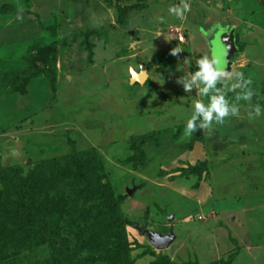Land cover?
<instances>
[{
    "label": "rangeland",
    "instance_id": "rangeland-1",
    "mask_svg": "<svg viewBox=\"0 0 264 264\" xmlns=\"http://www.w3.org/2000/svg\"><path fill=\"white\" fill-rule=\"evenodd\" d=\"M188 2L180 20L168 11L180 0H0V164L45 168L53 189H39L31 203H63L62 236L82 224V206H97L93 188L77 194L65 180L76 169L65 174L73 150L125 195L128 255L112 262L126 243L112 235L100 253L82 251L78 264H152L161 256L170 264H264V114L253 118L256 105L264 108V0ZM223 37L238 45L229 71L250 82L234 91L235 76L217 84L239 115L185 136L193 104L209 98L199 81L191 91L180 81L198 59L214 57ZM141 65L150 71L142 85L131 81ZM248 89L251 102L237 101ZM0 190L19 195L5 179ZM15 216L0 207V264L45 262L47 247L25 246ZM152 233L173 239L156 248Z\"/></svg>",
    "mask_w": 264,
    "mask_h": 264
},
{
    "label": "trees",
    "instance_id": "trees-1",
    "mask_svg": "<svg viewBox=\"0 0 264 264\" xmlns=\"http://www.w3.org/2000/svg\"><path fill=\"white\" fill-rule=\"evenodd\" d=\"M83 160V152L73 150V154L67 161L68 166L65 167V174L71 170L73 171L69 166L75 165L76 169L71 176L65 175V180L70 181L75 188L78 187V189H75V191H78L75 192L77 194L83 193L82 191L87 187L93 188L91 193L96 197L97 206L90 202L86 207H81L83 211L82 224L71 225L72 228L68 236L61 235V232L64 231L61 228V219H65L63 217L67 216L66 212L63 211V208L65 209L63 203L59 204L60 206L56 203L55 206L51 201L44 206L39 205V203L38 205L31 203L33 198L37 200L34 193L39 189L46 188L49 189V192L53 189L50 188L48 181L40 174L45 168L41 170L40 167L33 168L29 166L25 169L19 165L3 166L0 164V179L14 183L19 194L14 199L10 197L8 192L0 190V207L12 211L16 215L15 217L21 221L20 224L24 229L22 234L24 239L22 238L21 242L25 246L36 242L38 245L47 247L50 256L40 264L82 263L83 259L80 256L82 251L87 250L91 255L100 253L102 248L99 250V247L103 245L106 238L109 239L112 235L116 238L121 236L126 241L125 245H122L124 250H120L117 256L112 259V262H116V258L128 255L129 247L124 228L128 224L131 225L132 222L124 216L121 210L125 195H116L110 185L102 183L100 177H94L93 161H90V169H88L86 165H83ZM43 167L45 166L43 165ZM55 168L50 170L51 178H54L60 172L58 164L55 165ZM199 173L201 174V171ZM38 221L43 222L44 226L36 225V227H39L31 230L30 226H35ZM109 225L113 228L112 232H107ZM147 250V253H154L152 248ZM102 256L100 255V257ZM152 264H170V262L167 257L161 256L157 257ZM214 264L228 263L215 262Z\"/></svg>",
    "mask_w": 264,
    "mask_h": 264
},
{
    "label": "clouds",
    "instance_id": "clouds-1",
    "mask_svg": "<svg viewBox=\"0 0 264 264\" xmlns=\"http://www.w3.org/2000/svg\"><path fill=\"white\" fill-rule=\"evenodd\" d=\"M169 13L180 20H184L186 13L191 11V6L188 0H180L179 4H175L169 8ZM160 22H164V18H160ZM181 50L172 49L174 55L178 54ZM199 67L191 74L190 78H185L180 82L184 84L186 91H191L193 84L199 81L203 86L199 88L201 96L208 97L209 102L206 104L201 101H197L193 104V112L191 117L186 122L185 136L190 137L197 130L211 128L213 122L217 124L223 123L226 117L239 115V106L235 104H230L229 100L226 98V94L220 91L217 87L218 82L221 78H227L231 80L235 76L236 82L231 84L229 91H234L235 89H246L247 83L244 80L243 73L229 71L226 63L219 56H214L213 58L202 57L197 61ZM246 82V83H242ZM212 90L216 93L208 95ZM254 92L250 89L243 91L240 95L236 96V100L251 102ZM254 116H260L264 114V108L260 105L254 107ZM253 113L250 112V116ZM202 117V121H201ZM198 121H200L198 123Z\"/></svg>",
    "mask_w": 264,
    "mask_h": 264
},
{
    "label": "water",
    "instance_id": "water-1",
    "mask_svg": "<svg viewBox=\"0 0 264 264\" xmlns=\"http://www.w3.org/2000/svg\"><path fill=\"white\" fill-rule=\"evenodd\" d=\"M225 48H227L226 51L224 50ZM237 49H238V45L237 43H235V40L229 39L227 37H223L222 39L215 42V48H214L215 56H219L222 60L225 61L228 70H230L231 58ZM145 70L146 67L142 66L140 72L142 71L144 72ZM133 74L134 73L132 72V75ZM146 78H147V74H144L143 79H135L134 77H132V81H138L142 83L146 80ZM130 192L131 191H129V194ZM150 238H151L150 242L153 247L162 249L168 246L173 236H168V235L163 236L160 233H152L150 234Z\"/></svg>",
    "mask_w": 264,
    "mask_h": 264
},
{
    "label": "bare ground",
    "instance_id": "bare-ground-1",
    "mask_svg": "<svg viewBox=\"0 0 264 264\" xmlns=\"http://www.w3.org/2000/svg\"><path fill=\"white\" fill-rule=\"evenodd\" d=\"M228 45H229V44H228ZM228 45H227V46H228ZM226 49H227V48H225L224 50L226 51ZM230 67H231V65H230ZM230 69H231V68H230ZM140 70H141V69H140ZM133 73H134V74L132 75V77H134L135 79H143V78H144V74H146L145 71H144V72H143V71H142V72H140V71H139V72H135V71H133Z\"/></svg>",
    "mask_w": 264,
    "mask_h": 264
},
{
    "label": "crops",
    "instance_id": "crops-1",
    "mask_svg": "<svg viewBox=\"0 0 264 264\" xmlns=\"http://www.w3.org/2000/svg\"><path fill=\"white\" fill-rule=\"evenodd\" d=\"M214 50V49H213ZM214 56H215V54H214ZM212 58H213V52H212ZM142 66L143 65H141L140 66V69L142 68ZM134 70H131V81H132V72H133ZM136 72V71H135ZM145 72H146V74H147V78H146V80L145 81H147L148 80V78L150 77V71H149V68L148 67H146V70H145ZM144 81V82H145ZM132 82H136V83H139L140 85H142V84H144V82H142V83H140V82H138V81H132ZM173 239V238H172Z\"/></svg>",
    "mask_w": 264,
    "mask_h": 264
},
{
    "label": "built area",
    "instance_id": "built-area-1",
    "mask_svg": "<svg viewBox=\"0 0 264 264\" xmlns=\"http://www.w3.org/2000/svg\"><path fill=\"white\" fill-rule=\"evenodd\" d=\"M179 40H183V36L182 35H179Z\"/></svg>",
    "mask_w": 264,
    "mask_h": 264
}]
</instances>
